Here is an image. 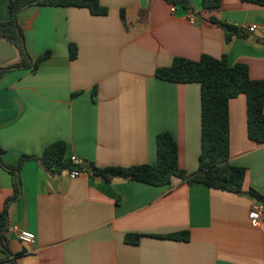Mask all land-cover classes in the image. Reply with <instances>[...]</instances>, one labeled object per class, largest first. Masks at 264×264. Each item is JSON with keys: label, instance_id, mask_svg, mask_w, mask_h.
Masks as SVG:
<instances>
[{"label": "crops", "instance_id": "obj_1", "mask_svg": "<svg viewBox=\"0 0 264 264\" xmlns=\"http://www.w3.org/2000/svg\"><path fill=\"white\" fill-rule=\"evenodd\" d=\"M188 1L192 11L165 0H100L104 16L77 7L22 10L18 21L31 59L50 56L36 70L0 77L2 161L14 166L22 155L40 156L47 145L64 141L67 156L82 165L152 164L157 136L169 132L180 168L197 172L201 86L163 81L156 69L175 57L225 55L229 66L246 64L251 79L264 80V5L221 0L207 11L202 0ZM8 2L0 0L1 21L9 19ZM211 17L256 29L227 41ZM18 61L16 48L0 40V67ZM229 120L230 163L247 171L240 194L176 177L171 185L152 186L107 182L86 171L54 175L29 160L20 170V194L9 201L13 176L0 165V211L7 212L11 253L0 250V264H13V257L16 264H264V218L254 225L248 217L259 202L249 189L264 196V144L248 137L244 94L229 101ZM184 231L187 242L154 237ZM20 232L33 233L35 243L20 241ZM127 234L142 235L139 244L126 243Z\"/></svg>", "mask_w": 264, "mask_h": 264}, {"label": "trees", "instance_id": "obj_2", "mask_svg": "<svg viewBox=\"0 0 264 264\" xmlns=\"http://www.w3.org/2000/svg\"><path fill=\"white\" fill-rule=\"evenodd\" d=\"M165 1L181 5L188 11L193 10L188 0ZM246 1L264 5V0ZM34 5L86 8L95 16L108 14L107 7L102 6L100 0H9V19L0 20V40L7 41L16 48L19 61L0 67V77L8 71L20 68L36 70L39 64L50 56V52H46L33 61L27 51L25 33L19 24L18 15L25 8ZM220 6L221 0H202L204 10H215ZM121 19L125 22L124 10L121 11ZM210 20L224 30L227 41L233 37L251 36L244 27L220 21L215 17H211ZM260 40L264 42V38ZM69 52L70 59H76L77 46L70 44ZM155 75L163 81L198 83L201 86V153L197 172L188 174L180 168L177 140L169 132H162L157 136V158L154 163L129 167H98L94 163L75 165L71 157L67 156V144L64 141L47 145L40 156L22 155L16 165L9 166L2 161L4 151L0 148V165L13 176L14 194L9 201L18 198L20 194V170L29 160H35L54 175L64 171H86L92 178L107 182L120 178L152 186L171 185L172 179L176 177L189 184L198 183L210 189L242 193L247 171L244 167L230 163L229 101L241 94L246 96L248 137L264 144V80L251 79L246 64L237 63L229 66L227 56L215 58L206 54L198 61L175 57L170 66L157 68ZM248 193L255 199L264 201V196L255 189L250 188ZM7 230L8 217L6 210H3L0 211V250L10 257L11 253L5 242ZM154 237L187 242L190 234L184 231ZM141 238L142 235L127 234L125 242L136 245ZM12 262L16 264L15 257L12 258Z\"/></svg>", "mask_w": 264, "mask_h": 264}, {"label": "built area", "instance_id": "obj_3", "mask_svg": "<svg viewBox=\"0 0 264 264\" xmlns=\"http://www.w3.org/2000/svg\"><path fill=\"white\" fill-rule=\"evenodd\" d=\"M172 11H174V9H172ZM190 21L192 23L194 22V16L190 17ZM246 29L252 33L255 31L256 25L249 26ZM71 160L75 165L81 164L79 159H77L75 156H72ZM69 174L71 177H77L81 174V171L73 170V171H70ZM248 217L254 225H259L264 218V202L262 201L257 202L253 206L252 210L249 212ZM18 237L20 241H22L23 243L27 245L31 246L35 243V235L31 232H20L18 234Z\"/></svg>", "mask_w": 264, "mask_h": 264}]
</instances>
